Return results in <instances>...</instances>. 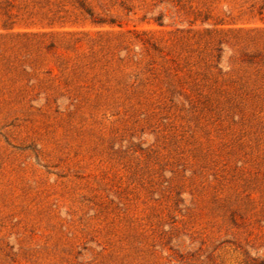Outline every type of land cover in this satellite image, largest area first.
Returning <instances> with one entry per match:
<instances>
[{
	"label": "rangeland",
	"instance_id": "1",
	"mask_svg": "<svg viewBox=\"0 0 264 264\" xmlns=\"http://www.w3.org/2000/svg\"><path fill=\"white\" fill-rule=\"evenodd\" d=\"M0 264H264V0H0Z\"/></svg>",
	"mask_w": 264,
	"mask_h": 264
},
{
	"label": "trees",
	"instance_id": "2",
	"mask_svg": "<svg viewBox=\"0 0 264 264\" xmlns=\"http://www.w3.org/2000/svg\"><path fill=\"white\" fill-rule=\"evenodd\" d=\"M90 15L91 12H89ZM103 25L105 22L93 20ZM90 31L76 29H52L50 31L23 32L18 35L36 46L38 52L52 56L60 65L68 67V63L84 52L85 44L94 40Z\"/></svg>",
	"mask_w": 264,
	"mask_h": 264
}]
</instances>
